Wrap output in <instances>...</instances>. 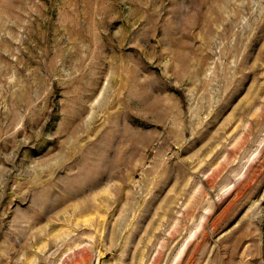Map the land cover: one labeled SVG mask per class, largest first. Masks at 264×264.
<instances>
[{"label":"rangeland","instance_id":"374dc122","mask_svg":"<svg viewBox=\"0 0 264 264\" xmlns=\"http://www.w3.org/2000/svg\"><path fill=\"white\" fill-rule=\"evenodd\" d=\"M0 264H264V0H0Z\"/></svg>","mask_w":264,"mask_h":264}]
</instances>
